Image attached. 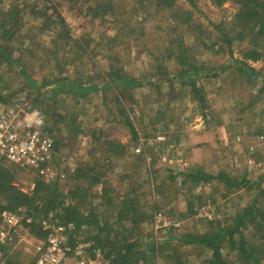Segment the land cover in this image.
I'll return each instance as SVG.
<instances>
[{"label":"rangeland","instance_id":"obj_1","mask_svg":"<svg viewBox=\"0 0 264 264\" xmlns=\"http://www.w3.org/2000/svg\"><path fill=\"white\" fill-rule=\"evenodd\" d=\"M97 3L106 8L95 11L92 7ZM160 3L0 0V92L9 98L26 97L43 112L55 138L52 171L57 173L63 194L67 193L80 208L116 213L132 188L139 196L138 203L151 206V215L157 203L158 215L141 230L144 246L137 248L143 254L151 248L150 256L146 252L140 260H150V264H205L209 251L181 242L182 236L204 233L217 223L230 225L238 213L253 204L264 211V180L260 181L264 171L257 165L264 161V150H257V164H251L246 145L249 139L244 133L247 129L251 134L264 132L260 131L264 130V91L261 80L248 79L237 72L235 65L229 66L231 60L243 62L262 74L264 57L251 61L245 53L255 51L264 56V37L252 42V29L249 33L237 25V0H173L172 6ZM17 11L21 13L18 27L3 39L4 24L8 25L3 14ZM43 15L52 20L62 16L71 30L55 24L41 29L46 21ZM57 39L59 45L53 44ZM186 47L197 66H206L203 69L207 70H201L217 73L207 78L202 72L193 79L202 89L203 104L195 100L190 78L186 83L175 78L181 72L177 68L179 53L191 63ZM2 51L11 53L14 60L4 57ZM158 66L163 67L160 81L131 87L125 94L110 82L115 70L128 78L145 77ZM221 66L226 68L218 72ZM56 77L67 78L74 92L82 84L99 85L100 89L81 97L77 92H50L53 86L45 91L30 82L40 85ZM252 99L262 103L252 107L253 113H242L248 106L239 105L240 101H248L251 106ZM126 116L139 136L151 140L145 153L135 152L138 140L132 137ZM225 122L231 125L229 129L219 127ZM222 128L228 129L227 135L222 131L217 148L200 153L198 147L194 148L206 143L208 135L219 137ZM159 136L165 139L158 140ZM182 158H188L186 163L190 165L184 173H195L200 166L204 173L217 176L224 172L249 184L239 189H229L223 180L196 184L180 174L187 166L168 168L171 159ZM178 160V165H183ZM66 169L70 174L63 172ZM76 169L80 173L72 177ZM14 171L13 185L28 190L36 179L34 170ZM70 191H77L79 196L73 198ZM114 213L107 221L109 225L115 223ZM95 231L92 229V233ZM243 235L264 264V221L248 226ZM117 238L110 234L101 237L113 243ZM3 250L8 264L11 259L20 264L32 262V245L22 243L10 256L8 248ZM223 256L228 264H247L237 247L224 246Z\"/></svg>","mask_w":264,"mask_h":264},{"label":"trees","instance_id":"obj_2","mask_svg":"<svg viewBox=\"0 0 264 264\" xmlns=\"http://www.w3.org/2000/svg\"><path fill=\"white\" fill-rule=\"evenodd\" d=\"M160 1H162V3H160L162 6L173 5V0H159V2ZM237 2L239 4V11L236 15V19L238 21L237 25L242 27L244 31L248 29L251 31L252 29V37L254 38L252 42H256L258 37H264V0H237ZM92 8L95 9V11H98L104 10L103 8H106V6L102 3H97L96 6ZM109 10L112 11L113 8ZM20 14L18 11L16 13L11 12L3 14L4 16H7L8 21V25L4 24L3 32L1 34L3 39L6 35L9 36L10 33L15 32L14 29L18 27V23L20 21ZM0 16L2 15L0 14ZM45 19L46 21L41 29L45 25L52 26V24H55L61 25L65 31L71 30L70 26L65 23L64 18L60 15H57L53 20L50 16H45ZM0 25L3 26V22ZM250 31L248 30L247 32L250 33ZM59 38L63 39L64 37L63 35H59ZM222 38L227 41V38L224 35ZM7 40H9V38H7ZM58 40L59 39L52 41L53 44L59 45L57 43ZM17 43L21 44V40H17ZM0 49L3 50L1 45ZM184 51L191 63L188 62V59H186L184 54L180 57L179 53L177 55V62L179 63L180 67L177 66V68L181 72L175 75V78H178L182 83H186V79L190 78V83H192L191 89L195 95L194 98L203 104L204 97L202 96V89L197 85V83H194L193 79H197L198 76H202V72H206L203 77L207 78H214L217 73L212 75L209 73L210 71L204 72L203 70L207 69H203V67L206 66H197L193 61V58L189 55V49L186 47ZM2 55L4 57H11L9 60L13 59L12 54L8 53L7 51H2ZM245 56L251 61H258L264 57L261 53H256L255 51H247ZM232 64L237 67V72H240L239 74L245 75L248 79H254V81L261 80V90L264 91V72L260 74L259 71L255 70L247 63L234 62L231 60V62H229V66H232ZM162 68V66L156 67L152 74L150 73L145 77L141 76L129 78L124 75H119V71L115 70L113 71L114 73L111 74L110 82L113 84L112 87L121 88L120 94H125L126 90L131 87H138L152 81H160L162 79L160 77L162 76V73L160 74ZM225 68L224 66L219 67L218 72L224 71ZM68 81L69 80L67 78L56 77L53 82L47 81L40 85L34 80H31L30 82L32 87H42V90L45 91L53 86L50 92H58L63 90L66 93H72L74 91L71 89V85L67 83ZM1 82L2 79L0 77V83ZM99 89V85L82 84L78 86V91L76 92L79 96L85 97L91 91ZM18 97L19 96L15 95V97L9 98L6 95H2L0 92V106L7 105L10 103V101ZM118 100H120L119 97ZM122 114H124L123 111ZM125 119L127 120L126 124L130 129L132 137L137 141L139 137L138 132L135 130L132 121L129 120L127 116ZM14 170L18 169H0V207L5 208L8 211H16L18 208H26L25 211L27 215L33 219V222L28 225L32 233L39 237L45 236V233L41 228L40 219L45 218L50 213H53L59 222L63 224L74 223L76 229L75 232L82 231V227L87 231H91L89 234V231L83 233L89 238H95L98 244L104 250H106L107 256L112 258V262L114 264H141L143 262H146V264L151 263L150 260H140V257H142L146 252L150 256V253L148 252H151V248L144 252V254L141 253L143 251H139L137 248L139 246L140 248L144 246L143 240L140 236L141 230L145 227V225H151V222L155 220L158 215V206L156 202L153 205L155 212H153V215H151V213H149L151 206H148L146 203H138L140 202L139 196L134 195L135 189L132 188L129 195L122 199L120 207L116 213H114L112 210L108 212L94 209L88 210L86 208H80L78 205H76L75 201L71 197H68L67 193L64 195L61 191L58 181L48 183L35 175L36 179L33 182L35 184L34 190L30 193L22 192L13 185ZM63 172H65V174H70L67 169ZM77 172L80 173V170L76 169L75 173H72V177L75 176ZM177 174L179 175V173ZM185 177L194 179L196 184L209 183L214 180H223L229 189H239L249 184V182L244 179L238 180L234 177H229L224 172H220L217 176H214L212 174L204 173L199 169H197L195 173L185 174ZM171 179H175V177H171ZM69 194L73 198L79 196L77 191H70ZM141 195H144V193ZM2 199L5 202L1 201ZM113 213L115 223L113 225H109L107 221L108 219H111ZM89 219H92L93 221L90 222ZM263 221L264 211H261L253 204L251 206H247L242 212L238 213L232 224L225 226L221 223H217L216 226L211 225V227L204 233L184 235L180 241L185 244H196L206 248L209 251V254L204 260L205 264H228L223 256V249L226 245L232 249L237 247V250L239 251L240 255L244 256L247 264H261L259 252L254 246H250L248 244L247 239L243 235V231L247 229L248 226H258ZM92 229H95L96 231L92 233ZM109 234L111 237H116V235L118 236L117 239H112L115 241V243L107 242L106 240L101 239L102 236L105 238L106 235L108 238ZM236 237L239 239H236ZM109 243L114 245L110 247ZM150 246L151 245H149V247ZM9 264L20 263L14 259H11Z\"/></svg>","mask_w":264,"mask_h":264},{"label":"built area","instance_id":"obj_3","mask_svg":"<svg viewBox=\"0 0 264 264\" xmlns=\"http://www.w3.org/2000/svg\"><path fill=\"white\" fill-rule=\"evenodd\" d=\"M150 144L149 138L139 136L135 152L144 153ZM54 160L55 138L43 112L23 96L0 106V169L30 168L49 183L57 179L51 168ZM34 186L21 190L30 193ZM40 220L43 237L31 232L33 219L23 208L0 207V264H8L4 248L10 256L22 243L33 246L31 264H114L95 238L75 232L74 223L63 224L53 213Z\"/></svg>","mask_w":264,"mask_h":264},{"label":"crops","instance_id":"obj_4","mask_svg":"<svg viewBox=\"0 0 264 264\" xmlns=\"http://www.w3.org/2000/svg\"><path fill=\"white\" fill-rule=\"evenodd\" d=\"M247 102L248 101H245V100H242V101H240V103H239V105L240 104H242V103H244V104H246L248 107H246V110L244 111V112H242V113H253V110H252V107L254 106V107H256L257 105L256 104H261L262 102H258V101H256V99H255V101L252 99L250 102L252 103V105L250 106L249 104H247ZM253 107V108H254ZM253 121H254V118H253ZM226 123H228V122H225V124L224 125H222V126H219V127H228V129L231 127V125H227ZM230 126V127H229ZM214 129V128H213ZM228 129H226V128H222L221 129V133H218V134H220L219 135V137L217 136V135H208L207 137H208V141L206 142V143H203V144H201L200 146H195L194 148L196 149V147H198L197 148V151L200 153V151H202V150H208V149H210V148H212V149H214V148H217L218 147V145H219V142H218V138H221L224 134L222 133V131H224V133L226 132V135H227V130ZM218 130H219V128H218ZM208 131L210 132L211 131V129H208ZM260 131H264V130H260ZM219 132H220V130H219ZM244 133L248 136V139H249V141L246 143V145L248 146V157H250V158H248V159H250V162H251V164H257L256 163V161L254 160V156H255V154H256V152H257V150H264V132H258L257 134H251V133H249L248 132V129L247 130H245L244 131ZM254 133V132H253ZM221 134H222V136H221ZM226 135L224 136L225 138H227L226 137ZM217 136V137H216ZM217 138V139H216ZM221 143V142H220ZM145 153V152H144ZM177 160L178 159H171L169 162H170V165H168V168H171V170H173L174 168H175V166H178V167H181V168H183V166H187V167H185V168H183V169H181L183 172H180V174H182V175H185V174H187V173H184V172H186V169L187 168H190L189 166H188V163H186V162H188V158H186L185 160L182 158L181 160H182V162H183V165H178L179 164V162H177ZM180 159L178 160V161H181ZM202 159H200L199 161H197V162H200ZM203 160H204V158H203ZM173 162V163H172ZM194 162V161H193ZM193 162H191V163H193ZM241 165H242V163H241ZM258 165V168H261V169H263V170H261V171H264V161L263 162H261V161H259V163L257 164ZM205 166V165H204ZM235 166H237L238 167V164H236ZM197 169H199V170H204L202 167H200V166H197L196 167ZM196 169V170H197ZM175 170H176V168H175ZM174 170V171H175ZM190 170V169H189ZM178 172V171H177ZM187 172H189V171H187ZM185 177V176H184ZM262 180H264V176H262L261 177V179H260V181H262Z\"/></svg>","mask_w":264,"mask_h":264}]
</instances>
